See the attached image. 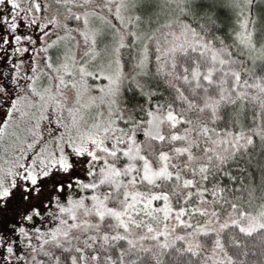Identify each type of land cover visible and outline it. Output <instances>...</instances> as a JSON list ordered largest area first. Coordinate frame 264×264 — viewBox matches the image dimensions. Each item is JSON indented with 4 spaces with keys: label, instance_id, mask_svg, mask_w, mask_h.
Masks as SVG:
<instances>
[{
    "label": "snow or ice",
    "instance_id": "obj_1",
    "mask_svg": "<svg viewBox=\"0 0 264 264\" xmlns=\"http://www.w3.org/2000/svg\"><path fill=\"white\" fill-rule=\"evenodd\" d=\"M0 264H264V0H0Z\"/></svg>",
    "mask_w": 264,
    "mask_h": 264
}]
</instances>
